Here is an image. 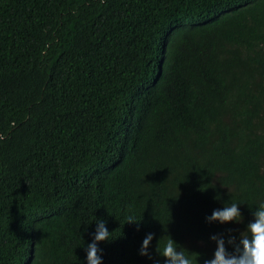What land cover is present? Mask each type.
Instances as JSON below:
<instances>
[{
    "label": "trees",
    "instance_id": "1",
    "mask_svg": "<svg viewBox=\"0 0 264 264\" xmlns=\"http://www.w3.org/2000/svg\"><path fill=\"white\" fill-rule=\"evenodd\" d=\"M262 203L264 0H0V264H87L101 220L102 264H205Z\"/></svg>",
    "mask_w": 264,
    "mask_h": 264
},
{
    "label": "clouds",
    "instance_id": "2",
    "mask_svg": "<svg viewBox=\"0 0 264 264\" xmlns=\"http://www.w3.org/2000/svg\"><path fill=\"white\" fill-rule=\"evenodd\" d=\"M238 205V203L233 202L230 205H225L222 210H214L212 215L207 218L208 222H219L221 224L241 222L242 217ZM253 215L254 222L250 223L247 230L241 234L239 243H236L235 238L228 240L229 244L235 246L234 254H230L226 250L222 237H211L217 243V249L214 258L205 260V264H264V203L259 205ZM140 222H136L129 217L127 223L136 224L139 227ZM96 224L97 227L92 242L86 247L87 264H102V251L98 244L110 240L111 233L107 230L106 222L101 220L96 221ZM153 238L154 236L151 233L146 235L140 249L141 256H149L148 249ZM162 240L163 247H160ZM156 251L165 259L166 264H193L191 258L193 254L180 248L170 236H164L158 241ZM194 255L198 256V254Z\"/></svg>",
    "mask_w": 264,
    "mask_h": 264
}]
</instances>
